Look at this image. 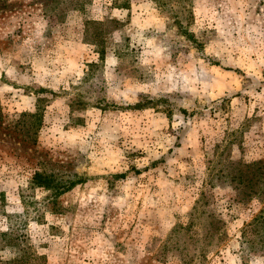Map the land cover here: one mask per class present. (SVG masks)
Listing matches in <instances>:
<instances>
[{
    "label": "rangeland",
    "instance_id": "rangeland-1",
    "mask_svg": "<svg viewBox=\"0 0 264 264\" xmlns=\"http://www.w3.org/2000/svg\"><path fill=\"white\" fill-rule=\"evenodd\" d=\"M260 191L264 0H0V264H264Z\"/></svg>",
    "mask_w": 264,
    "mask_h": 264
},
{
    "label": "trees",
    "instance_id": "trees-1",
    "mask_svg": "<svg viewBox=\"0 0 264 264\" xmlns=\"http://www.w3.org/2000/svg\"><path fill=\"white\" fill-rule=\"evenodd\" d=\"M145 105H146L145 103H138L135 105V108L136 109L144 108ZM73 185H74V183H72L70 186L65 188L64 186H62V183H60L59 180L56 179L54 176L47 175L44 173H39V172H36L34 174L32 180H31L32 188H35V187L36 188H43V189H46L48 191H52L54 193H57L59 189L60 190L69 189ZM260 200L262 202H264V192L263 191H260ZM257 222L260 224V226H262L264 228V210L258 216L256 223ZM2 236L4 237V241H5L6 246H14V245L19 246V244L17 243V241L19 240V237L18 236L14 237V238L12 237L13 236V230H8L7 232L3 233ZM17 260L18 261H15V262H19V259H17ZM7 264H12V262L7 263Z\"/></svg>",
    "mask_w": 264,
    "mask_h": 264
}]
</instances>
